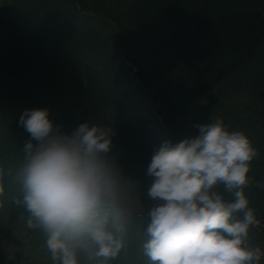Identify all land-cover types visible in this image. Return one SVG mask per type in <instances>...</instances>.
<instances>
[{"label":"trees","instance_id":"trees-1","mask_svg":"<svg viewBox=\"0 0 264 264\" xmlns=\"http://www.w3.org/2000/svg\"><path fill=\"white\" fill-rule=\"evenodd\" d=\"M157 97L180 142L218 118L248 135L259 155L245 192L264 222V0H0V202L24 210L17 172L31 137L18 119L37 108L66 134L84 122L111 128L107 159L132 195L152 199L147 169L164 143L149 125ZM140 103L151 112L135 110ZM128 205L119 255L105 262L80 253L79 264L150 263L133 249L143 219ZM1 244L0 264H15Z\"/></svg>","mask_w":264,"mask_h":264},{"label":"clouds","instance_id":"clouds-1","mask_svg":"<svg viewBox=\"0 0 264 264\" xmlns=\"http://www.w3.org/2000/svg\"><path fill=\"white\" fill-rule=\"evenodd\" d=\"M18 121L31 137L17 172L23 199L16 203L29 213L27 227L45 232L54 264H79L80 253L105 262L117 257L128 212L107 159L113 130L84 122L66 134L47 108L26 109ZM196 127V137L165 141L148 166V195L163 203L148 214L144 255L151 264H260L264 252L249 241L258 221L245 192L259 152L222 118Z\"/></svg>","mask_w":264,"mask_h":264},{"label":"rangeland","instance_id":"rangeland-1","mask_svg":"<svg viewBox=\"0 0 264 264\" xmlns=\"http://www.w3.org/2000/svg\"><path fill=\"white\" fill-rule=\"evenodd\" d=\"M167 131H169L168 129H166ZM164 135H166V133H164ZM122 186L125 190V203L130 204L131 207L138 209L139 211H144L141 212L143 214V218L145 220L149 219V212L151 211V209L155 206H157L160 203H163V201H159V200H147L145 202H143L141 200L140 197H134L131 192L129 191L128 185L126 183H122ZM141 193H144L143 191ZM148 223H150V220H148ZM258 226V224H254L255 229H258V232L261 233L262 229L264 228V225H261L259 228L256 227ZM253 229V233L256 237H258V232H256V230ZM31 235L29 236L30 239ZM27 240V244H28V249L29 250H36L38 253H41V248H34L33 244L30 242V240ZM23 238L19 235L16 234L14 236V242H18V243H23ZM256 246H259L262 250V252H264V241L259 242V244H257ZM27 250L26 248H24L23 246H17V247H13L12 248V254L16 255L18 257H20V259L24 262L29 261V260H34V256L32 255V253ZM46 263L47 264H54V262L51 259V255L49 257L46 258ZM260 264H264V256H262Z\"/></svg>","mask_w":264,"mask_h":264}]
</instances>
